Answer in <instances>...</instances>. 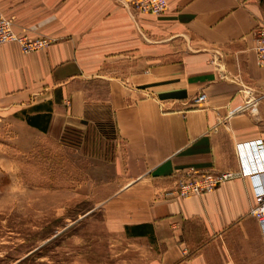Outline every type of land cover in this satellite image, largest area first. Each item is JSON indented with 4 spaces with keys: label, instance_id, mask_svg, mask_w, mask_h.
Wrapping results in <instances>:
<instances>
[{
    "label": "crops",
    "instance_id": "crops-1",
    "mask_svg": "<svg viewBox=\"0 0 264 264\" xmlns=\"http://www.w3.org/2000/svg\"><path fill=\"white\" fill-rule=\"evenodd\" d=\"M165 1L151 15L124 0H0L15 31L50 40L26 54L0 45V112L55 141L111 140L116 185L97 204L107 250L83 264H264L235 149L264 150L252 51L264 0ZM220 172L232 177L207 192L172 193L186 173Z\"/></svg>",
    "mask_w": 264,
    "mask_h": 264
},
{
    "label": "rangeland",
    "instance_id": "rangeland-1",
    "mask_svg": "<svg viewBox=\"0 0 264 264\" xmlns=\"http://www.w3.org/2000/svg\"><path fill=\"white\" fill-rule=\"evenodd\" d=\"M107 139L55 141L0 112V264L105 256L108 233L97 204L116 185Z\"/></svg>",
    "mask_w": 264,
    "mask_h": 264
},
{
    "label": "built area",
    "instance_id": "built-area-1",
    "mask_svg": "<svg viewBox=\"0 0 264 264\" xmlns=\"http://www.w3.org/2000/svg\"><path fill=\"white\" fill-rule=\"evenodd\" d=\"M126 6L136 13L161 14L166 10L165 0H124ZM252 51L257 66L264 67V24H257L252 30ZM15 43L24 54L43 49L50 40L45 37H30L24 31H15L9 16L0 13V45ZM199 94L195 101H202ZM237 156L241 162V172L250 177L254 203L248 214L258 222L264 238V150L260 139L235 144ZM232 177L230 172L186 173L175 181L172 193L177 197L198 195L214 188L220 182Z\"/></svg>",
    "mask_w": 264,
    "mask_h": 264
}]
</instances>
